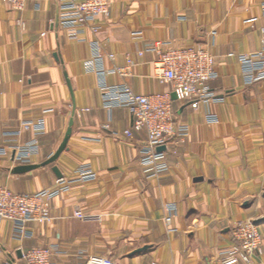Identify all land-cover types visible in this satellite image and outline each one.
Wrapping results in <instances>:
<instances>
[{
    "label": "crops",
    "instance_id": "obj_1",
    "mask_svg": "<svg viewBox=\"0 0 264 264\" xmlns=\"http://www.w3.org/2000/svg\"><path fill=\"white\" fill-rule=\"evenodd\" d=\"M108 2L97 33L69 39L56 0L28 2L20 12L0 0V185L17 194L63 189L49 202L52 220L27 225L30 237L19 239L12 223L0 222V264H25L27 251L43 247L53 249V264H85L92 256L116 264H220L233 228L264 220V80L246 85L239 62L260 48L264 0ZM156 43L164 51L211 53L217 77L208 87L215 99L196 110L174 99L172 85L154 75L156 56L148 49ZM96 52L106 71L132 61L130 76L106 75L107 85L170 94L174 120L189 132L163 147L166 173L147 176L140 165L146 133L125 135L129 111L105 108L90 63ZM71 119L54 163L12 174L51 157ZM23 122L44 128L21 131ZM33 139L37 152L20 164L15 149ZM82 167L94 178L82 179ZM170 204L176 210L168 232L164 207ZM76 211L91 218L79 220ZM255 226L264 252V221ZM251 264H264V254Z\"/></svg>",
    "mask_w": 264,
    "mask_h": 264
},
{
    "label": "built area",
    "instance_id": "obj_2",
    "mask_svg": "<svg viewBox=\"0 0 264 264\" xmlns=\"http://www.w3.org/2000/svg\"><path fill=\"white\" fill-rule=\"evenodd\" d=\"M7 6L15 12L22 11L28 2L38 0H4ZM61 27L67 31L69 39H76L84 30L97 33L98 22L109 14L108 0H56ZM263 25L259 30L260 48L239 59L243 82L251 85L264 80V3L261 7ZM23 27V23L20 22ZM162 44L156 43L148 49L155 54L153 61L154 75L163 83L172 85L176 100L187 102L196 110L200 105L210 103L215 99L210 92L208 83L217 77L215 57L204 48L184 47L162 50ZM141 55V53H139ZM113 60V55H108ZM91 66L99 75L103 90L102 100L108 110L121 107L131 115V128L124 131H144L146 142L140 151V165L149 177H157L169 170L165 153L158 151L172 138H183L188 135V127L177 124L173 117L172 100L169 93L140 95L133 92L126 84L107 85L106 75L115 74L120 78L130 76L132 61L125 59L124 66H118L110 71L103 67V58L96 52L91 59ZM43 123L23 122L21 131H42ZM21 131L16 133V136ZM37 152V140L17 147L14 159L20 164H27L30 157ZM82 179H93L94 175L87 167L79 171ZM62 188L44 189L34 194H17L0 185V222L13 224L15 236L19 239L30 237L27 225L30 223L45 224L52 220L49 202L56 198ZM176 207L165 205L164 223L170 232L172 213ZM79 220L87 217L79 211L74 213ZM100 221L98 218H96ZM53 249L51 247L33 248L23 255L25 264H53ZM264 254L262 250V235L254 225V221L246 220L236 225L232 230V242L222 253L220 264H251L253 260ZM85 264H116L106 257H89Z\"/></svg>",
    "mask_w": 264,
    "mask_h": 264
},
{
    "label": "water",
    "instance_id": "obj_3",
    "mask_svg": "<svg viewBox=\"0 0 264 264\" xmlns=\"http://www.w3.org/2000/svg\"><path fill=\"white\" fill-rule=\"evenodd\" d=\"M56 22H58V19L56 20ZM173 98L176 99L175 95H173ZM71 126H72V119L69 121L68 129L66 131V134L64 136L63 141L61 142L60 146L58 147L56 152L51 157H49L46 161H44L43 163H41L39 165H19L12 170V174H17V175L24 174V173L30 172L32 170H35L37 168L45 167V166H48V165L54 163L66 147L67 141H68L70 134H71ZM162 150H163V147L158 148V151H162ZM52 171L54 172V174L56 176H58V177L60 176L58 170L55 167L52 169ZM263 221L264 220L255 221L254 225H259ZM18 256L20 257V254H18Z\"/></svg>",
    "mask_w": 264,
    "mask_h": 264
}]
</instances>
